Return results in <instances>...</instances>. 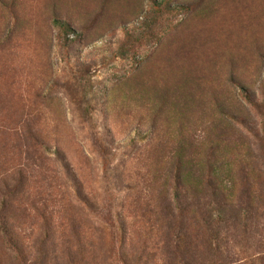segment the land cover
Instances as JSON below:
<instances>
[{"label": "rangeland", "instance_id": "374dc122", "mask_svg": "<svg viewBox=\"0 0 264 264\" xmlns=\"http://www.w3.org/2000/svg\"><path fill=\"white\" fill-rule=\"evenodd\" d=\"M263 98L264 0H0V264H264Z\"/></svg>", "mask_w": 264, "mask_h": 264}, {"label": "trees", "instance_id": "16d2710c", "mask_svg": "<svg viewBox=\"0 0 264 264\" xmlns=\"http://www.w3.org/2000/svg\"><path fill=\"white\" fill-rule=\"evenodd\" d=\"M181 7H182L181 5H175L172 8L170 6H168L167 9L168 10H171V9L174 10V9H179ZM54 24L62 32V34L64 33L66 36L71 31L68 23L65 21L55 19ZM245 99L248 101V103H250L254 107H256V108L261 107V105H259V103H257L256 100L252 97V95L249 97L248 94H245ZM263 105H264V98H263L262 106ZM262 130H263V134H262L261 138H262V140H264V128L263 127H262ZM32 132L33 133L30 132V136L37 141V144L44 151V153L50 152L49 148L43 143V139L41 138V136L38 135V131L35 130ZM255 135H257V134H255ZM97 143H98L100 150H104L105 152H111L112 149L118 148V144L116 142H114L113 139L109 140V141L108 140L106 141V139H104L100 143L98 141L95 142V144H97ZM176 152H177L178 158H180V153L182 152V149L178 148V151H176ZM52 154L59 161H62L61 155L59 154V152L57 150L55 152H53ZM62 165H63L66 172H70V169L68 168L67 164L62 163ZM70 179L72 180L71 185L75 189V193L79 194L80 191L77 188H75L76 187L75 183H77V181L75 180L74 177H71ZM5 188H7L6 191L1 192L2 195L0 197V199H1L0 200V236L2 237V240L4 241L6 247L11 252L13 251L16 254V256L18 257L22 253V244H21V241L19 240V238L17 237V232H16L17 227L15 226L14 222H12V217L8 213V210L10 209V205L13 203V199L15 197L17 190L14 192V189L10 190L6 186H5ZM178 195H179V192L175 193L176 202L180 206L179 210H181L179 212V215H180L182 212V205L179 203L180 201H179ZM179 220H176L173 224L169 223L168 227H170L171 231L176 230V232H175V235H176L175 246L176 247H174V250L177 253H180V252L182 253V260H181L182 263L181 264H190L189 261L186 260L185 255H187L188 251L192 248L191 247L192 242L189 241L188 227H186L184 224L182 225L181 219H179ZM45 221L47 222L46 219H45ZM197 223L201 224L204 231L205 230L207 231L206 228H209V226L211 225V222L209 221L208 217H205V216L200 219V223H199V221ZM70 232L72 234H74L75 236L79 235V231L75 225H72L70 227ZM209 248H210V251L213 250V248L211 246H209Z\"/></svg>", "mask_w": 264, "mask_h": 264}]
</instances>
